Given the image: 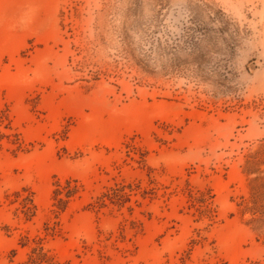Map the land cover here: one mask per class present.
<instances>
[{
  "label": "rangeland",
  "instance_id": "374dc122",
  "mask_svg": "<svg viewBox=\"0 0 264 264\" xmlns=\"http://www.w3.org/2000/svg\"><path fill=\"white\" fill-rule=\"evenodd\" d=\"M0 264H264V0H0Z\"/></svg>",
  "mask_w": 264,
  "mask_h": 264
}]
</instances>
